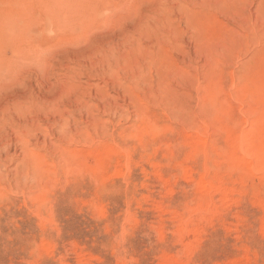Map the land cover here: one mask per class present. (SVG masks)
Listing matches in <instances>:
<instances>
[{
	"label": "rangeland",
	"instance_id": "rangeland-1",
	"mask_svg": "<svg viewBox=\"0 0 264 264\" xmlns=\"http://www.w3.org/2000/svg\"><path fill=\"white\" fill-rule=\"evenodd\" d=\"M0 264H264V0H0Z\"/></svg>",
	"mask_w": 264,
	"mask_h": 264
},
{
	"label": "bare ground",
	"instance_id": "bare-ground-1",
	"mask_svg": "<svg viewBox=\"0 0 264 264\" xmlns=\"http://www.w3.org/2000/svg\"><path fill=\"white\" fill-rule=\"evenodd\" d=\"M243 105V104H242ZM256 116V115H255ZM198 138V137H197ZM243 138H244V134L241 136V138H240V149L243 151V159L246 161V162H250L251 163V166H252V164L254 165V164H256V162L257 161H259L260 160V158H261V155L259 154V155H253V154H251L250 153V151H248V150H246L245 148H244V144H243ZM205 140V139H204ZM242 158V157H241ZM203 180V179H202ZM201 180V181H202ZM204 182H207L206 180H203V184H204ZM201 183V182H200ZM206 185V184H205ZM200 186V185H199ZM211 186V185H210ZM201 187H204V186H202V184H201ZM208 187V186H207ZM212 189V188H211ZM200 190V189H199Z\"/></svg>",
	"mask_w": 264,
	"mask_h": 264
}]
</instances>
